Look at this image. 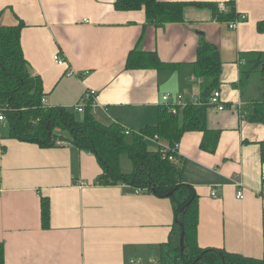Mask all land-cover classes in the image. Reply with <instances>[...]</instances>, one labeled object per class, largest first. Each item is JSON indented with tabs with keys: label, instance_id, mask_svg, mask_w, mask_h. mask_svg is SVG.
Here are the masks:
<instances>
[{
	"label": "crops",
	"instance_id": "crops-1",
	"mask_svg": "<svg viewBox=\"0 0 264 264\" xmlns=\"http://www.w3.org/2000/svg\"><path fill=\"white\" fill-rule=\"evenodd\" d=\"M163 1L212 2L218 10L227 2ZM234 7L247 19L230 29L211 7L196 4L184 7L182 21L156 25L144 9L118 10L115 0H0V26L22 25L23 53L31 73L41 78L46 106L73 109L85 90L95 89L100 104L95 117L135 132L157 124L162 95L182 94L193 101L201 94L194 72L197 50L203 41L215 45L222 60L218 90L226 107H208L207 127L220 134L214 151L202 147L201 131L181 136L183 180L199 196L198 244L261 258L264 123L249 114L263 93L261 70L251 72L250 60L264 53V0H238ZM133 49L156 52L168 65L128 68ZM58 52L66 64L54 60ZM65 141L44 146L20 139L7 119L0 120L5 263L130 264L141 258L157 264L162 246L176 239L170 198L136 193L125 183H97L104 172L97 156ZM237 179L243 198H237ZM83 180L89 184L80 186Z\"/></svg>",
	"mask_w": 264,
	"mask_h": 264
},
{
	"label": "trees",
	"instance_id": "trees-1",
	"mask_svg": "<svg viewBox=\"0 0 264 264\" xmlns=\"http://www.w3.org/2000/svg\"><path fill=\"white\" fill-rule=\"evenodd\" d=\"M188 4L209 6L219 20L235 19L234 5L226 12L218 10L212 2H187L163 0H115L118 10L144 9L148 21L156 25L183 20L184 7ZM263 27V23L260 24ZM22 25L0 26V106L8 105L6 119L15 137L32 140L44 146L55 145L56 127L66 129L69 136H63L77 148L94 153L104 172L96 180L100 184L125 183L134 188L145 189L159 197L170 198L175 214L176 239L162 246L157 264H264V256L256 258L223 248L201 247L198 244L199 196L195 188L183 180V163L176 164L163 158L159 151L152 150L145 136L159 135L170 143L180 141L187 131L203 132L202 147L214 151L219 131L207 127L209 99L220 87L222 60L218 48L203 41L197 50L194 62L196 79L201 82L203 104L189 103L170 112L167 106L159 107L156 125L134 132L127 140L125 127L118 122L103 124L96 117L90 105H86L82 118L76 110L63 106L48 107L42 104L43 84L39 76L31 73L29 63L21 44ZM251 59V72H264V53ZM254 58V57H253ZM128 68H163L168 64L161 61L156 52L133 49L126 61ZM249 78V75H247ZM249 118L264 123V85L262 96L252 105ZM78 112V111H77ZM62 136V135H61ZM127 153L133 170L126 173L121 168V156ZM264 159V142L262 143ZM43 220L49 221V208L44 203ZM185 229L184 251H181L180 236ZM0 264L5 263V250L0 243Z\"/></svg>",
	"mask_w": 264,
	"mask_h": 264
},
{
	"label": "built area",
	"instance_id": "built-area-1",
	"mask_svg": "<svg viewBox=\"0 0 264 264\" xmlns=\"http://www.w3.org/2000/svg\"><path fill=\"white\" fill-rule=\"evenodd\" d=\"M238 0H227V2H221L219 5V10L222 12H226L229 5H235L237 4ZM247 19V14L245 13H239L237 12V16L235 19L227 21L228 27L230 29H236L238 25ZM54 60L59 65L66 64L65 58L62 56L60 52L56 53L54 55ZM74 74L73 71H69L68 75ZM97 91L95 89H87L82 94L80 101L76 103L73 107L74 110L78 112H83L86 105H90L92 108V111L95 112V109L98 105V101L96 100ZM189 103H195V104H203V101L201 99L200 95L194 96L193 101H187L185 97L182 94L173 95L171 93H166L162 95V104L168 107L170 112L177 114L179 108L186 107ZM42 104L46 106V97L45 95L42 98ZM209 105L216 106L219 110H224L226 105L221 101V91L215 90L211 98L208 102ZM9 109L8 105L0 106V120H6V114L5 111ZM125 133L130 134L131 130L125 127ZM146 140H152L156 144V150L160 152L161 156L163 158H168L170 161L179 164L181 162L180 158V152H179V142L169 143L163 140L159 135L155 134L153 136H145ZM1 166H0V174H1ZM80 186H86L89 183L86 181H81ZM236 185L238 187L237 190V198H243L244 197V187L241 180H236ZM147 190L136 188V193H142L146 192ZM212 196H217V192L215 189H212L211 191ZM130 264H145L141 258H133L130 260Z\"/></svg>",
	"mask_w": 264,
	"mask_h": 264
},
{
	"label": "rangeland",
	"instance_id": "rangeland-1",
	"mask_svg": "<svg viewBox=\"0 0 264 264\" xmlns=\"http://www.w3.org/2000/svg\"><path fill=\"white\" fill-rule=\"evenodd\" d=\"M257 76H258V81H260L261 82V85L263 86L264 85V72L263 71H261V72H257ZM76 113V116L78 117V118H82V116H83V113H81V112H75ZM134 132L135 131H133V130H131V133L130 134H128L127 135V140L128 141H131L132 140V138H133V135H134ZM54 133L55 134H57L59 137H55V139H54V142L56 143V144H62V143H65L66 141V139L64 138L65 136L67 137V136H69V132H68V130H66V129H61L60 127H56L55 129H54ZM62 135V136H61ZM64 136V137H63ZM149 144V146L150 147H154V144L152 143V142H149L148 143ZM121 168H122V170L124 171V172H126V173H129V172H131L132 170H133V164H132V162H131V160H130V158H129V156H128V154L127 153H123L122 154V156H121Z\"/></svg>",
	"mask_w": 264,
	"mask_h": 264
},
{
	"label": "water",
	"instance_id": "water-1",
	"mask_svg": "<svg viewBox=\"0 0 264 264\" xmlns=\"http://www.w3.org/2000/svg\"><path fill=\"white\" fill-rule=\"evenodd\" d=\"M183 227V226H182ZM184 244H185V229L182 228L181 236H180V245H181V251H184Z\"/></svg>",
	"mask_w": 264,
	"mask_h": 264
}]
</instances>
